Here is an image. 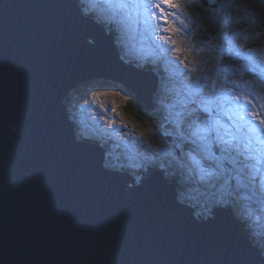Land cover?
Here are the masks:
<instances>
[{
	"label": "water",
	"instance_id": "95a60500",
	"mask_svg": "<svg viewBox=\"0 0 264 264\" xmlns=\"http://www.w3.org/2000/svg\"><path fill=\"white\" fill-rule=\"evenodd\" d=\"M84 82L151 112L161 79L76 0H0V264H264L231 208L202 218L163 171L130 185L76 137L67 100Z\"/></svg>",
	"mask_w": 264,
	"mask_h": 264
},
{
	"label": "snow or ice",
	"instance_id": "6c2138e0",
	"mask_svg": "<svg viewBox=\"0 0 264 264\" xmlns=\"http://www.w3.org/2000/svg\"><path fill=\"white\" fill-rule=\"evenodd\" d=\"M232 3L236 13L226 17V23L251 26L240 31L229 28L232 32L230 43L240 37L244 40L243 44L234 45L237 59L244 61L240 65V74L243 76L247 72L264 79V60L253 48L247 47L249 41L255 43L264 37V22L261 21L264 10L253 11L244 0H232ZM258 3L264 5V0H258ZM81 4L83 16L105 26L123 25L141 11L148 13L162 21L157 30L168 33L159 37L166 44L175 45L173 33L191 32L185 20L176 19L175 10L181 7V0H81ZM166 8L173 11H166ZM219 35L227 37L223 31ZM171 51L179 53L181 49L173 47ZM178 83L179 91L166 84L160 86L167 108L160 125L165 131L161 134L173 139L171 147H153L139 140L126 143L125 148L129 150L124 153V159L128 165L132 168L151 166L166 174L171 171L173 175H179L183 190L178 192L177 199L181 202L191 200L202 207L209 204L247 207L242 202L253 200L264 203V185L257 186V178L264 177V103H253L243 94L229 96L230 103L244 101L233 111L225 109L223 102L214 98V81L206 94L199 81L194 86L191 77ZM95 95L107 96L108 93ZM116 109L113 101L111 111ZM168 125H171L170 130ZM114 159L120 163L119 156ZM120 166L123 167V163ZM261 247H264V241ZM238 264H247L245 254H241Z\"/></svg>",
	"mask_w": 264,
	"mask_h": 264
},
{
	"label": "rangeland",
	"instance_id": "374dc122",
	"mask_svg": "<svg viewBox=\"0 0 264 264\" xmlns=\"http://www.w3.org/2000/svg\"><path fill=\"white\" fill-rule=\"evenodd\" d=\"M201 2V0H181V7L175 10L177 11L176 19L185 20V24L191 28V32L186 33L182 31L180 33L171 34L172 39L175 41V45L166 44L159 39V37L163 35H168V33L157 30L162 21L152 18L148 13L143 11H141L138 16L124 22L125 25L112 24L110 28L119 31L118 34H120L122 49L124 53H128V55H126L127 57L148 61L151 57L159 54L160 58L161 53H155L153 50V46L155 45L156 47L158 46L157 48H163L165 50L167 65H180V70L176 71L177 77L174 78L170 75L168 83L166 84L169 88L175 87L177 91H179L178 82L182 79L191 77L194 86L195 82L199 81V85L203 86L205 94L214 81L215 88L213 89V96L218 100L219 94H224L225 97H222L219 101L223 102L225 109H232L233 111L238 110V104L243 105L244 101L241 100L238 104L234 101L230 103L228 97L241 95L242 93L243 95H250L249 98L252 99L253 103H264V79L249 75L247 72H245L243 76L240 74V65L243 64L244 61L237 59L234 45L243 44V38L240 37L232 43L229 42L232 35V32L229 31L230 27L233 31H240L244 28L250 29L251 26L245 24L229 25L226 23L225 18L234 16L236 13L234 5L233 12L223 18L222 9H218L216 5L215 9L210 10V13H204L201 6L208 8L212 7L210 6L211 4L203 5V2ZM244 3L253 11L264 10V5L259 4L258 0H244ZM162 7L166 6L162 5ZM166 11L173 10L166 8ZM180 13H184L185 15L181 16L179 15ZM205 14L210 19H208ZM157 15H159L158 12ZM220 16L222 18V23L218 21ZM261 21L264 22V16L261 17ZM177 26L179 27V25ZM221 31L226 33L227 37H221L219 35ZM173 47H178L181 51L179 53L171 51ZM247 47H251L253 50L258 48L256 55L264 60V37H261L260 40L255 43L249 41ZM152 53H155L154 56ZM185 65L187 66L185 67ZM229 75L234 76L233 81L236 83H233L232 80L231 83L228 82L230 78ZM84 83L80 89L72 94V103L75 104L73 112L76 114L75 119L78 122L77 125L79 126L77 129L80 134L83 136H91L92 138L98 139L100 142L103 141V143L110 142V140L120 141L122 144V146H120L122 154L120 163H123L127 168L130 166L124 159V153L129 150L125 148L126 143L130 144L132 141L139 140L141 143L152 144L153 147H171L173 139L167 135L161 134L165 131L164 128L160 127L162 121H154L150 122V124L140 123L127 112L126 109L129 107V94L125 88ZM235 85L238 87L240 86V92L235 91V93L229 94V91H231L230 86L235 87ZM105 92L108 93L107 96L100 95L97 97L95 95L96 93ZM113 101H115L117 105L115 112L111 111ZM167 128L170 130L171 125H168ZM124 148L125 150H123ZM108 151L112 155L115 154L113 158L111 156L108 158L114 160L111 166H119L120 163H116L114 159L117 157L116 152L110 149H108ZM217 155H219V153H217ZM145 167L153 171L156 169L154 167L150 168V166ZM133 169L138 170V168ZM116 170L120 171L118 168H116ZM165 175L163 174V177H166ZM168 175L167 177L171 179V171L168 172ZM172 180L176 179L173 178ZM135 182V179L127 181L130 185H134ZM260 185H264V177L257 178V186L259 187ZM178 188L181 191L183 190L181 181ZM191 202L196 204V208L198 209L197 212L200 216L206 219L214 213L215 207L227 206L231 208L237 218L246 222L249 226L247 230L250 231V236L254 237L252 240L257 242L259 246H261V242L264 241V203L253 200L242 202V204L247 205V207L234 204H209L202 207L200 203L195 201Z\"/></svg>",
	"mask_w": 264,
	"mask_h": 264
},
{
	"label": "trees",
	"instance_id": "16d2710c",
	"mask_svg": "<svg viewBox=\"0 0 264 264\" xmlns=\"http://www.w3.org/2000/svg\"><path fill=\"white\" fill-rule=\"evenodd\" d=\"M77 1L81 4V0H77ZM211 1H213V2H211ZM211 1L209 0V4H211L210 6L212 8L201 6V9L204 11V13H210V10L215 9V5H216L218 9H222V13H223L222 17L225 18L227 15L232 13L233 10H234V6H233V3H232V0H219V1L211 0ZM81 6H83V5L81 4ZM206 17L208 19H210L207 15H206ZM218 21L220 23H222L221 16H220ZM103 26L105 28H107L106 30H107V33H109V35H111V36L116 38L117 45L119 46L120 52L122 53V57L124 58L125 56H124V52H123V49H122V45H121V43H119L120 42V38H119L120 34H118L119 31L117 29L110 28V26H105V25H103ZM220 26H221V24H220ZM153 50H154L155 53L160 52L162 58L160 57V59H159V54L154 56L155 53H152L154 57H151V59L148 60V61H142V60L133 59V58L131 59V58H126V57L124 59L126 61H129V63H134V64L139 65L141 67H144V68H147V69H153L156 72H158L160 74V79H161L160 86H161L162 84H167L171 73L173 71L174 72L179 71L181 67H180V65H177V64H175L173 66L172 65L169 66V65L166 64V52H165V50L163 48H157L154 45L153 46ZM165 65H166V67H165ZM70 99H72V97L68 98L67 102L69 104L70 111H71V114H72L71 115V119H72V121L75 124V127H76L75 129H76L77 135H79L81 137L82 135L78 132V129H77L79 125H77L78 123H77V121L75 119L76 114L74 112H72L74 106H73L72 101H70ZM128 100H129V102H128L129 107H127V109H126L127 112L130 115H132L133 118L136 121H138L140 123L150 124V122H154V121H158L159 122L160 120H162V116L167 114V108L165 107L166 101L163 100V95H161L160 88L158 90V93H156L155 100H154V102L156 104L155 105V110H153L151 112H148V111H145V110H139L137 108L136 104H135V100H134V97H133L132 94L129 95V99ZM84 139H87L89 141L95 142V143L99 144L101 148L104 149V151L106 153V157H107V160L105 162L107 166L109 165V162L114 161V160H111V159H108V158L110 156L113 158V155H115V154L112 155L108 151V149L116 152L117 156H119V157L122 156L121 151H120V146H122V144L118 140H115V141L114 140H110V142H107V143L103 144V141L100 142L96 138H91V137H86L85 136ZM110 168H113V169L118 168L120 170V173H127L128 177H130V179L132 178V175H133L136 178V180H138L137 181L138 183H140L143 180H145L153 172V170L148 169V167L138 168V170H135V169L130 168V167L127 168L126 166H123V167L117 166L116 167V166L113 165V166H110ZM150 168H151V166H150ZM128 169L132 173L129 172ZM154 171H156V169ZM173 178L176 179V180H174V183H178V184L180 183L179 175H173L172 174L171 180ZM179 191H181V190H178V192ZM185 202L196 208V204H193L190 200H186ZM197 211H198V209H197ZM233 213H234V211H233ZM234 215H235V213H234ZM239 221L243 224V226H245V228L248 226L247 223L243 222L241 219H239ZM247 232H248V230H247ZM248 234L250 235L249 232H248ZM250 237H251V239L254 238L253 236H250ZM254 244L257 245V242H254ZM262 250L264 251V247H262Z\"/></svg>",
	"mask_w": 264,
	"mask_h": 264
},
{
	"label": "clouds",
	"instance_id": "9594fccd",
	"mask_svg": "<svg viewBox=\"0 0 264 264\" xmlns=\"http://www.w3.org/2000/svg\"><path fill=\"white\" fill-rule=\"evenodd\" d=\"M79 4H80V3H79ZM79 6L81 7V4H80ZM90 19H91V18H90ZM92 20H94V19H92ZM94 21H95V20H94ZM95 22H96V21H95ZM101 25H102V24H101ZM103 27H104V26H103ZM82 84H83V83H82ZM82 84L80 85V87L82 86ZM84 84H87V83H84ZM78 89H80V88H78ZM78 89H77V90H78ZM77 90H75V91H77ZM75 91H73V92H75ZM73 92H72V94H73ZM71 97H72V96H71ZM70 101H72V99H70ZM73 106H75L74 103H73ZM73 108H74V107H73ZM72 112H73V110H72ZM70 114H71V111H70ZM71 115H72V114H71ZM77 123H78V122H77ZM74 125H75V124H74ZM75 128H76V127H75ZM75 130H76V129H75ZM81 135H82V134H81ZM76 137H77L78 139H84V138H85V136H83V135L81 136V137H82V138H81L80 136L77 135V133H76ZM86 137H91V136H86ZM91 138H92V137H91ZM114 141H115V140H114ZM94 143H95V142H94ZM95 144H97V143H95ZM103 144H104V143H103ZM97 145H99V144H97ZM99 146H100V145H99ZM123 150H125V148H124ZM123 152H124V151H123ZM113 162H114V161H111V163H113ZM119 166H120V165H119ZM109 167H110V166H109ZM128 170H129V169H128ZM129 172H131V171L129 170ZM131 173H132V172H131ZM168 176H169V175H168ZM133 177H134V176L132 175V178L130 179V177L126 176V179H127V180H134V179H135V180H136V178H135V177L133 178ZM167 178H168V177H167ZM168 179H169V178H168ZM137 181H138V180H136V182H135L134 184H137V183H138ZM140 183H141V182H140ZM172 183H174V180H172ZM174 184L177 185L175 191L178 192V190H179V188H178V187H179V184H178V183H174ZM138 185H139V184H138Z\"/></svg>",
	"mask_w": 264,
	"mask_h": 264
},
{
	"label": "bare ground",
	"instance_id": "6f19581e",
	"mask_svg": "<svg viewBox=\"0 0 264 264\" xmlns=\"http://www.w3.org/2000/svg\"><path fill=\"white\" fill-rule=\"evenodd\" d=\"M125 25V24H124ZM262 49V48H261ZM254 51L255 52H257L258 51V48L257 49H254ZM262 52V51H261ZM263 53V52H262ZM261 57V56H260ZM263 57V56H262ZM162 58V57H161ZM160 59V58H159ZM150 60V59H149ZM151 62V61H150ZM239 62V61H238ZM237 62V63H238ZM230 76V78H229V81L228 82H230L231 83V80H232V82H233V80H234V76H232V75H229ZM227 82V83H228ZM231 85V84H230ZM231 87V91H229V94H233V93H235V91L236 92H240V86L238 87V86H236L235 85V87H232V86H230ZM252 87V86H251ZM260 88V87H259ZM245 92V91H244ZM250 92V91H249ZM243 94V93H242ZM256 94V93H255ZM240 95V94H239ZM261 95V94H260ZM250 96V95H249ZM222 97H225L224 96V94L223 93H221V94H219V99H218V101L222 98ZM154 173H156V171H153L151 174H154Z\"/></svg>",
	"mask_w": 264,
	"mask_h": 264
},
{
	"label": "flooded vegetation",
	"instance_id": "af4514ba",
	"mask_svg": "<svg viewBox=\"0 0 264 264\" xmlns=\"http://www.w3.org/2000/svg\"><path fill=\"white\" fill-rule=\"evenodd\" d=\"M139 109V108H138Z\"/></svg>",
	"mask_w": 264,
	"mask_h": 264
}]
</instances>
